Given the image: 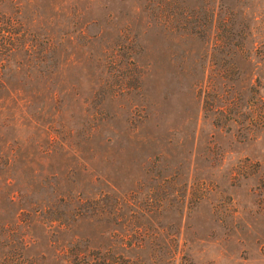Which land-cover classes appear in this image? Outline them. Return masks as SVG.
Listing matches in <instances>:
<instances>
[{"label": "rangeland", "instance_id": "rangeland-1", "mask_svg": "<svg viewBox=\"0 0 264 264\" xmlns=\"http://www.w3.org/2000/svg\"><path fill=\"white\" fill-rule=\"evenodd\" d=\"M17 1L55 70L15 86L55 101L6 135L23 139L28 213L0 264H57L62 244L111 232L142 238L153 264L173 240V264H264V0L223 2L207 27L194 0H176L193 7L182 27L187 13H159L162 0ZM76 193L107 214L60 232L58 195Z\"/></svg>", "mask_w": 264, "mask_h": 264}, {"label": "trees", "instance_id": "trees-1", "mask_svg": "<svg viewBox=\"0 0 264 264\" xmlns=\"http://www.w3.org/2000/svg\"><path fill=\"white\" fill-rule=\"evenodd\" d=\"M202 3V17L205 19L206 27L211 24L214 12L224 6L227 10L229 4L238 0H194ZM176 0H162L155 9L159 13L173 17V14L182 15L183 12L175 6ZM232 4V3H231ZM186 17L178 23L179 27L187 24L186 18L193 9L190 5L183 6ZM22 6L17 0H0V245L7 246L8 224H13L28 211H24V204L27 200L25 192L23 168L27 167L18 158L21 150L22 140L15 137H6L11 130H17L27 122L34 123V117L41 113L42 104L40 98L44 96L49 102L55 101L53 93H48L46 88H42V94L36 89L24 92L22 87H33L36 78L43 75L51 78L55 70L54 62L51 59L53 50L49 47H40L27 44L23 24L20 21ZM175 10V11H174ZM184 13V14H185ZM183 14V15H184ZM178 15V16H179ZM166 17V16H164ZM227 20H223V23ZM167 23V22H166ZM200 23V22H198ZM198 23L189 26L199 33ZM228 24V23H227ZM165 25V24H164ZM48 57L50 63H45ZM42 58V59H40ZM43 77V78H44ZM15 79V80H14ZM28 109H33L34 114ZM13 127L12 129H10ZM20 141V142H19ZM19 167V169H17ZM28 170V169H27ZM99 198H82L80 194L58 195L57 202L62 204V210L55 212L53 221H56L60 232H67V221L71 223L88 219L94 223L102 221V217L107 214L104 203ZM34 205V204H32ZM3 210V211H2ZM13 210L12 216L4 215V212ZM11 219H14L12 221ZM128 234L103 233L99 235V244H91L89 239L76 237L71 242L62 244L57 252V264H153L159 262L156 255L152 254L153 248L147 246L143 239H129ZM26 244L23 243L25 247ZM146 247V251H144ZM144 251V252H143ZM142 252V253H141ZM167 264H173L177 255V244L171 241ZM140 253V254H139ZM147 253V257L143 258Z\"/></svg>", "mask_w": 264, "mask_h": 264}]
</instances>
